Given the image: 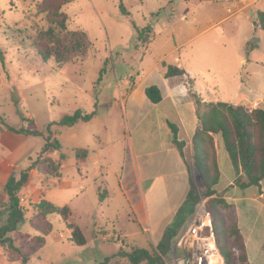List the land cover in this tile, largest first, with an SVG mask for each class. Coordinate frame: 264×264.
I'll use <instances>...</instances> for the list:
<instances>
[{"label": "crops", "instance_id": "1", "mask_svg": "<svg viewBox=\"0 0 264 264\" xmlns=\"http://www.w3.org/2000/svg\"><path fill=\"white\" fill-rule=\"evenodd\" d=\"M263 1L242 0L245 6L201 31L196 22L175 29L170 20L163 21L158 18L156 26L147 22L143 26H137L140 29L150 27L147 41L138 40L139 53L130 67L132 72L128 77H123L121 83L118 82L113 97L114 102L121 101L126 119H99L100 112L97 111L96 116L89 122L67 127L76 129L70 135L76 140L81 137L80 128L84 130L87 140L83 144L75 142L72 150L86 149L90 152L89 156L80 160L75 155L70 165L75 173L66 178L63 171L67 168L68 155L65 150L68 147L62 144V153L66 158L61 160V152L53 155L55 161L61 164V177L48 178L36 170H31L29 181L20 193L21 202L25 200L29 204H36L44 199L42 196L49 179L54 184L68 188L81 184L79 190L82 192L85 191L82 183L87 182L88 189L81 202L82 212L89 218V226L83 227L73 218L74 199H81L80 196L76 195L68 202L63 198H60L63 202H57L54 198L50 202L71 209V222L80 228L86 240L82 247H100L99 240H107L106 231L96 232L101 224L103 223V229L111 221L121 223L120 209L123 207L111 199V189L116 188L131 211L126 219L130 227L120 229L117 237L120 245L117 248L121 246V250L127 246L131 251L148 248L155 250L165 231L177 220L179 210L188 195L195 191L198 178L202 179L198 172L195 173L194 165V137L201 128L202 105L225 103L243 107L247 111L264 110V37L251 42V33L244 29L236 32L234 29L232 33H236L235 37L229 38L227 32L220 35L225 40L224 43L215 39L213 43L206 41L197 44L186 51L187 53L183 49L205 31L217 27L219 23L239 12L260 5ZM259 12L264 13V5L252 12L256 16L255 19L252 17L254 25L260 27L257 21ZM181 20L187 22L185 16ZM216 52L229 55L230 59H235L245 67L244 72L246 71L244 76L247 82L242 79L239 84L235 83V90L227 96L226 101L218 96L220 85L217 81L209 79V76L217 78L218 74L214 72L219 65L217 58L223 59ZM195 58H198L197 61ZM164 65L185 71L183 78H167ZM239 75V70H233L234 78ZM151 87L160 90V102L152 103L148 98L147 90ZM99 104L100 102L91 100L89 107L95 108ZM104 104L112 107L108 101ZM88 109L90 108L81 111L93 112ZM61 129H57V136L63 139L65 136ZM119 130L123 131L120 133ZM212 137L220 173L215 187L222 198L235 209L250 264H264V179L259 186L240 188L235 185L237 175L222 146L220 136L212 134ZM36 147L35 139L27 137L11 155L4 157L0 154V189L13 173L19 174L28 170L39 156L26 164L25 168H20L19 165L32 157ZM32 191L34 196L29 195ZM113 204L116 205L112 206ZM193 213L180 217L181 226L177 232L179 236ZM67 230L70 240L71 230ZM61 236L66 238L63 234ZM176 242L177 240L175 243L173 241L170 259L180 255L175 250ZM3 253L10 262L17 260H11L4 249Z\"/></svg>", "mask_w": 264, "mask_h": 264}, {"label": "rangeland", "instance_id": "2", "mask_svg": "<svg viewBox=\"0 0 264 264\" xmlns=\"http://www.w3.org/2000/svg\"><path fill=\"white\" fill-rule=\"evenodd\" d=\"M41 2L42 0H0V126H2L0 128V154L4 157L11 155L27 137L35 139L37 146L32 157L19 165L20 168H25L26 164L40 155V150L46 140L41 137L11 132L4 127L2 122L13 128L37 129L47 136L49 124L58 122L64 116L85 108H90L88 110H93V112L99 111V119H126L121 101L114 102L113 97L118 82L121 83L123 77L131 74L130 67L138 57V39L132 22L136 26H143L145 22L156 26L158 18L163 21L170 20L175 29L196 22L201 31L245 6L242 0H76L67 5L64 12L69 17L68 29L70 31L80 30L87 35L88 51L82 55L74 51L72 44L52 45V57L45 62L40 53L32 47L36 35L49 28L45 14L37 13V7ZM263 5L264 1L252 9L225 19L217 27L205 31L183 51L188 52L202 42L213 43L215 39L224 43L225 40L220 38V35L227 32L229 38L235 37L236 33H232L234 29L237 30L236 32L244 29L251 33V42L255 39L261 40L264 37L263 31L259 26L254 25L251 13ZM121 6L129 12L128 18L122 15ZM27 10L33 15L29 20L25 18ZM184 16L187 22L181 20ZM18 30H22L23 33L18 34ZM222 50L224 51V47ZM215 54L223 56V59L217 58L219 60L216 70L218 73L214 71L218 74L217 78L209 76V79L217 81L220 85L218 96L226 101L227 96L235 90V83L239 84L242 79L247 82L244 76L246 71L244 72L245 67L235 59H230L229 55L219 52ZM195 59L197 61L198 58ZM60 60L62 63H59ZM235 69L240 71V75L236 78L232 76ZM250 84H253V80ZM91 100L100 102V104L95 108L89 107ZM106 101L110 102L112 107L105 105ZM55 129L57 130V127L52 130L55 132ZM61 130L65 137L61 139L56 136V138L68 147L65 150L68 155L67 168L63 173L64 177L69 178L75 173L70 166L72 159L75 158L72 148L75 142L83 144L87 138L82 128H80L81 137L77 140L70 137L76 129L62 128ZM82 184L85 188L84 192L79 190L81 184L68 188L54 184L49 179V182L45 184L46 191L42 198L49 201L54 198L57 202H63L60 200L63 198L65 202H68L74 199V196H80L81 199H74L73 218L86 227L89 226V218L82 212L81 201L86 194L88 184L87 182ZM204 190L203 180L198 178L195 191L201 195ZM32 194L34 196V191L29 195ZM111 194L112 201L123 207L120 209L122 219L121 223L116 220L111 221L108 227L104 226L103 229V223L101 224L96 232L106 231L107 240L100 239V247L93 245L82 247L73 244L68 238L69 233L65 223L57 215L50 216L49 222L45 221L41 224L33 222L34 210L29 202L23 200L21 206L26 211L25 221L19 227L20 247L29 249L30 239L39 236L33 227L44 230L51 228L43 248L27 264H131L126 253L132 251L128 250L127 246L121 250H119L121 246L117 248L120 245L117 238L120 229L130 227L126 219L131 211L124 204L118 189L112 188ZM108 201L107 198L106 202ZM203 204L206 206L207 200L202 199L196 210ZM2 213L0 225L6 224L9 217L8 212L3 211ZM219 219L220 227L224 222L231 224L233 211L231 209L222 210ZM61 234L66 238H62ZM148 250L153 251L149 248ZM121 251L123 254H119ZM0 264L23 263L18 260L10 262L0 245Z\"/></svg>", "mask_w": 264, "mask_h": 264}, {"label": "trees", "instance_id": "3", "mask_svg": "<svg viewBox=\"0 0 264 264\" xmlns=\"http://www.w3.org/2000/svg\"><path fill=\"white\" fill-rule=\"evenodd\" d=\"M75 1L42 0L37 7V13L45 14L49 28L36 35L32 47L40 53L45 62L52 57V45L72 44L74 51L82 55L88 51L87 35L80 30L70 31L68 29L69 17L64 12V8ZM120 9L123 16L127 18L130 16L124 7L121 6ZM32 16L31 11H25L26 19L29 20ZM257 21L264 31L263 12L257 14ZM132 24L137 39L147 41L150 27L140 29L133 22ZM17 33L21 35L23 31L18 30ZM59 63L62 61L60 60ZM164 66L166 67L165 76L167 78H183L185 71L173 66ZM147 96L152 103H158L162 99L161 92L157 87L149 88ZM202 106L201 128L194 137V165L202 177L205 190L202 191L201 195L194 190L188 195L186 202L179 210L177 220L165 231L155 250L134 249L132 252L126 253L131 264H164L165 259H170L169 257L173 253V241L175 243L179 237L177 232L181 226L180 217L185 214H192L202 199L207 200L204 211L212 215L218 250L224 264H250L245 242L237 224L235 209L222 198L215 187L219 181L220 173L216 163L212 134L220 136L222 146L229 155L237 175L235 185L240 188L259 186L264 179V110L247 111L243 107H234L225 103H206ZM96 114V111L85 113L77 110L71 115H66L58 122L47 126L48 137L37 129L13 128L2 122L4 127L11 132L41 137L46 140L39 157L28 170L19 174L13 173L0 189V217L3 211L8 212L9 216L6 224L0 225V245L11 260L17 259L23 264H27L43 248L46 237L51 231V228L44 230L33 227L39 236L30 239L29 249H22L19 245V227L25 221L26 211L21 206L20 193L29 181L30 171L36 170L48 178L59 179L61 177V164L55 161L53 155L61 152V160H64L66 156L62 153V144L56 138L57 130L55 129L54 132L52 129L54 127L57 129L73 127L80 122H89ZM177 144L181 148V145ZM74 152L80 160L86 159L90 154L88 150L81 148L74 149ZM30 206L34 210L33 222L35 221L37 224L49 222L50 216L57 215L71 230L70 241L77 246L85 245L86 240L80 228L71 222V209L68 206L59 207L46 199H42L36 204H30ZM225 209L233 211V222L231 224L224 222L220 227L219 218L222 210ZM48 226L50 227V224ZM119 254H123L122 251Z\"/></svg>", "mask_w": 264, "mask_h": 264}, {"label": "built area", "instance_id": "4", "mask_svg": "<svg viewBox=\"0 0 264 264\" xmlns=\"http://www.w3.org/2000/svg\"><path fill=\"white\" fill-rule=\"evenodd\" d=\"M204 204L192 215L177 239L175 250L180 255L164 264H224L218 250L212 215L204 211Z\"/></svg>", "mask_w": 264, "mask_h": 264}, {"label": "water", "instance_id": "5", "mask_svg": "<svg viewBox=\"0 0 264 264\" xmlns=\"http://www.w3.org/2000/svg\"><path fill=\"white\" fill-rule=\"evenodd\" d=\"M251 15H252L253 19L256 18V16L254 15V13H252ZM255 24H256V22H255ZM255 40L259 41V39H255Z\"/></svg>", "mask_w": 264, "mask_h": 264}]
</instances>
